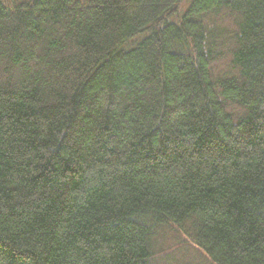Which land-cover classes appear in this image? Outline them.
<instances>
[{
  "label": "trees",
  "instance_id": "1",
  "mask_svg": "<svg viewBox=\"0 0 264 264\" xmlns=\"http://www.w3.org/2000/svg\"><path fill=\"white\" fill-rule=\"evenodd\" d=\"M0 264H264V0H0Z\"/></svg>",
  "mask_w": 264,
  "mask_h": 264
}]
</instances>
